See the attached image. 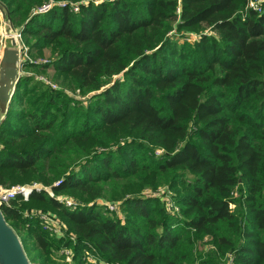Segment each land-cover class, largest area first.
Masks as SVG:
<instances>
[{"label":"trees","instance_id":"1","mask_svg":"<svg viewBox=\"0 0 264 264\" xmlns=\"http://www.w3.org/2000/svg\"><path fill=\"white\" fill-rule=\"evenodd\" d=\"M47 1L0 0L29 55L50 52L24 63L1 120L0 185L62 179L55 191L79 201L71 209L42 189L3 207L31 263L88 264L90 251L107 264H264V10L87 0L75 12L60 0L33 15ZM50 68L84 96L109 86L78 100L35 77ZM159 186L179 212L138 196ZM105 199L125 218L106 213ZM38 209L68 235L27 213Z\"/></svg>","mask_w":264,"mask_h":264},{"label":"built area","instance_id":"2","mask_svg":"<svg viewBox=\"0 0 264 264\" xmlns=\"http://www.w3.org/2000/svg\"><path fill=\"white\" fill-rule=\"evenodd\" d=\"M66 4L65 1H60V0H48L47 2H45L43 5L37 7L34 9L33 11V15L35 14H46L47 12L51 11L53 9V7L55 5H61L64 6ZM72 9H73V5L71 4ZM79 5H75V9H77V11H79ZM246 9H253L255 11H258L260 13L263 12L264 10V0H249L248 4L246 6ZM6 27H7V23H6ZM22 28L20 29H16L14 32H12L11 34H8L7 32L5 34L2 35V37L0 38V43H1V47H0V66H1V62H2V56H3V52L4 49L7 45V40L9 38H14L17 41L19 50H20V54H21V74H25L24 71V63H26V61H30L33 63H43L42 61L39 60H33L32 57H30L29 53H28V46L25 44L24 40H23V33H22ZM48 62L45 61L44 63ZM32 74V73H31ZM35 77L45 83H49L53 88H59L61 89L57 84L55 83H50L48 82L44 77L40 76V75H36ZM69 94H71V96L75 99L78 100H85L87 99L86 96L84 95H78L77 93H70L68 90H66ZM79 92V91H78ZM80 93V92H79ZM162 153V150H157V154L160 155ZM62 179L56 181L52 186H42L41 184H34V185H16V186H11V187H5L0 185V203L3 204V207L5 206H11L12 202L17 199L18 197H23L24 199H28L30 197V195L32 194V192L34 190H42L44 189L45 191H47L49 193L50 196L55 197L57 200H59L61 203H63L66 207L71 208V209H76L79 201L76 200L73 197H69L68 195L62 194V193H58L55 191L54 187L59 186L62 183ZM150 192H147L146 195H148ZM162 191L159 189L156 192V195H152L153 197L155 196H161ZM171 200H165V204L167 209L170 212L176 213L179 211L178 207L174 206L173 203H171ZM100 204L102 206H104L106 208V210H114V208H116L111 202H107V201H100ZM118 204V203H117ZM231 207L233 208L234 205L232 204ZM120 211V209L118 210ZM41 219V223L43 224L44 228H46L48 231H50V233L58 238H63L65 237L67 234V231L65 229V224L54 214L47 212L45 214L42 213H37ZM74 238V237H72ZM61 253L65 254V258L67 261H70L71 259V254H72V250L69 248H65L61 251ZM86 257H87V262L88 264H97V263H103V264H107L106 261L97 258L96 256H94L90 251H87L86 253Z\"/></svg>","mask_w":264,"mask_h":264},{"label":"water","instance_id":"3","mask_svg":"<svg viewBox=\"0 0 264 264\" xmlns=\"http://www.w3.org/2000/svg\"><path fill=\"white\" fill-rule=\"evenodd\" d=\"M0 9L7 23L6 31L8 34H11L16 28L9 22V11L1 2ZM20 61L21 54L17 41L14 38H9L0 66V110L2 112L0 113V123L22 76ZM108 86L103 87L97 92L89 93L87 98L101 92ZM0 264H32L19 234L9 224L3 213L2 203H0Z\"/></svg>","mask_w":264,"mask_h":264},{"label":"rangeland","instance_id":"4","mask_svg":"<svg viewBox=\"0 0 264 264\" xmlns=\"http://www.w3.org/2000/svg\"><path fill=\"white\" fill-rule=\"evenodd\" d=\"M69 1H71V4L73 5V11H75V12H77V9H75V5H79L80 3H82V2H87V0H81V1H73V0H69ZM50 12V11H49ZM48 13V12H47ZM3 25H0V38L2 37V35H3ZM190 33H192L194 36H196L197 37V32H189V33H186V34H190ZM199 35H200V33H199ZM189 36H191V35H189ZM190 40H192V39H190ZM30 57H32V59L33 60H39V61H42L43 63L45 62V61H47V60H50V52L49 51H46V53L44 54V56H31L30 55ZM32 72H34V71H32ZM31 72H29V74H30ZM54 69L53 68H50V69H48V70H46L45 72H39V73H35L36 75H40V76H42V77H44L48 82H50V83H55V84H57L60 88H62L66 93H68L66 90H68L70 93H77L78 95H81V93H79L77 90H74V89H70V88H68L67 86H64V85H62L61 83H59L58 81H56L55 79H54ZM47 84H49V83H47ZM50 85V84H49ZM69 94V93H68ZM71 95V94H70ZM86 98H87V96H86ZM0 113H2L1 112V110H0ZM34 184H37L36 182H32V183H27V184H25V185H34ZM17 185H21V184H17ZM13 186H16V185H13ZM11 187V186H10ZM161 190L162 191V194H161V196H160V198H162V201L164 202L166 199L168 200H171L172 202L171 203H173V205L174 206H176V207H178V209H179V206L177 205V203L176 202H174V200H173V192L171 191V189L168 187V186H159L158 187V189H153V188H145V189H143L142 191H141V193L138 195V196H141V197H152V195H156V192L158 191V190ZM147 192H150L148 195H146V193ZM66 195V194H65ZM69 197H72V196H70V195H68ZM234 196H237V192H235V195ZM155 197H159V196H155ZM23 198V197H22ZM30 198V197H29ZM29 198L28 199H24L23 201H29ZM107 202H111L116 208H114V210H106L105 209V212L106 213H108L110 216H113L114 215V213H116V214H118V217H121V218H125V213L123 212V210H122V208H121V202L119 203V202H117V201H115V202H112V201H109V200H107V199H105ZM118 203V204H117ZM233 208H235V205H234V207ZM120 209V211H118ZM35 211H39L40 213H42V214H45V213H47V211H43V210H40V209H38V210H32V211H27V213L28 212H35ZM179 212V211H178ZM33 214V213H32ZM20 233V232H19ZM21 235H22V233H20ZM56 237V236H55ZM208 245H206V248L208 249ZM31 257V260H32V262H36L37 261V259H36V256L35 255H31L30 256ZM72 259H73V251H72V254H71V259H70V261H72ZM33 264H35V263H33Z\"/></svg>","mask_w":264,"mask_h":264},{"label":"bare ground","instance_id":"5","mask_svg":"<svg viewBox=\"0 0 264 264\" xmlns=\"http://www.w3.org/2000/svg\"><path fill=\"white\" fill-rule=\"evenodd\" d=\"M0 16H1V18H2V23H3V34H5L7 31H6V20H5V18H4V15H3V12H2V10L0 9Z\"/></svg>","mask_w":264,"mask_h":264}]
</instances>
